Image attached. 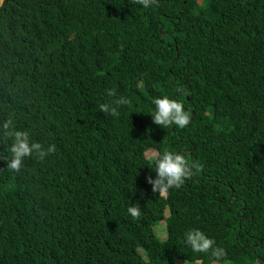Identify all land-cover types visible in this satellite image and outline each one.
Instances as JSON below:
<instances>
[{
    "label": "trees",
    "instance_id": "trees-1",
    "mask_svg": "<svg viewBox=\"0 0 264 264\" xmlns=\"http://www.w3.org/2000/svg\"><path fill=\"white\" fill-rule=\"evenodd\" d=\"M112 88L128 100L116 116L100 111ZM160 95L188 126L152 123ZM9 110L55 151L16 173L0 161V264H210L190 228L224 248L219 264L264 256V0L0 1ZM161 150L193 165L163 195L144 179Z\"/></svg>",
    "mask_w": 264,
    "mask_h": 264
},
{
    "label": "clouds",
    "instance_id": "clouds-1",
    "mask_svg": "<svg viewBox=\"0 0 264 264\" xmlns=\"http://www.w3.org/2000/svg\"><path fill=\"white\" fill-rule=\"evenodd\" d=\"M135 2L143 8H148L155 0H135ZM106 92L109 99L100 105V111L116 116L117 108L127 106L128 100L124 95H119L115 88ZM151 105L149 109L151 121L159 127L175 126L184 129L190 123L191 113L173 97L155 96L151 100ZM14 115L15 113L9 110L6 118L0 120V161L5 165L3 169L12 173L19 172L33 154L37 159L43 160L55 151L54 145L49 144L45 147L32 139L29 131L16 128ZM185 155L186 152L181 153L178 150L145 153V159L152 164L151 170L155 173L154 177L150 174L144 177L145 182L151 186L152 193L166 194L169 189L180 188L189 178L193 165L187 163ZM127 213L132 218H138L141 215L140 207L136 203H131L127 207ZM182 242L194 254H207L210 264H219L226 257L224 248L217 246L215 241L199 228L186 230ZM251 264H264V256L255 255Z\"/></svg>",
    "mask_w": 264,
    "mask_h": 264
},
{
    "label": "rangeland",
    "instance_id": "rangeland-1",
    "mask_svg": "<svg viewBox=\"0 0 264 264\" xmlns=\"http://www.w3.org/2000/svg\"><path fill=\"white\" fill-rule=\"evenodd\" d=\"M153 153L155 151H152ZM156 230V234L160 237V238H165L166 236V229H165V223L162 221L160 222L157 227L155 228ZM161 233H163V235H161ZM177 264H193L190 261L187 260H179L177 261ZM194 264H198V263H194Z\"/></svg>",
    "mask_w": 264,
    "mask_h": 264
},
{
    "label": "water",
    "instance_id": "water-1",
    "mask_svg": "<svg viewBox=\"0 0 264 264\" xmlns=\"http://www.w3.org/2000/svg\"><path fill=\"white\" fill-rule=\"evenodd\" d=\"M0 1H1V3L3 4L4 0H0Z\"/></svg>",
    "mask_w": 264,
    "mask_h": 264
}]
</instances>
